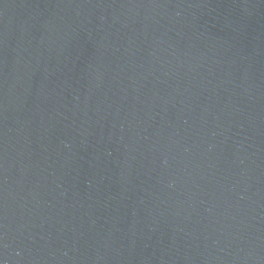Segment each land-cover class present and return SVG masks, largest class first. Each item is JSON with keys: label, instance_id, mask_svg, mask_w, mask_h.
Returning a JSON list of instances; mask_svg holds the SVG:
<instances>
[{"label": "water", "instance_id": "1", "mask_svg": "<svg viewBox=\"0 0 264 264\" xmlns=\"http://www.w3.org/2000/svg\"><path fill=\"white\" fill-rule=\"evenodd\" d=\"M0 264H264V0H0Z\"/></svg>", "mask_w": 264, "mask_h": 264}]
</instances>
